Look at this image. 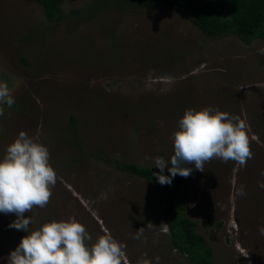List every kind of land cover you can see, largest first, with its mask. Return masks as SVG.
Returning a JSON list of instances; mask_svg holds the SVG:
<instances>
[{"label":"rangeland","instance_id":"obj_1","mask_svg":"<svg viewBox=\"0 0 264 264\" xmlns=\"http://www.w3.org/2000/svg\"><path fill=\"white\" fill-rule=\"evenodd\" d=\"M93 0H64L68 16ZM0 82L15 99L0 116V158L24 131L44 144L58 179L29 232L70 216L94 243L105 230L127 245V264L146 254L160 264H191L170 245L157 184L116 163L160 169L188 108H219L249 125L253 158L240 168L212 159L184 179L185 215L217 264H264V40L205 37L186 17L165 10H106L45 20L37 0H0ZM169 163L164 172L169 174ZM244 186L245 195L236 190ZM0 213V264L28 233ZM142 228L139 238L138 230ZM246 256V257H245Z\"/></svg>","mask_w":264,"mask_h":264},{"label":"clouds","instance_id":"obj_2","mask_svg":"<svg viewBox=\"0 0 264 264\" xmlns=\"http://www.w3.org/2000/svg\"><path fill=\"white\" fill-rule=\"evenodd\" d=\"M14 103L7 82H0V116L4 115L2 105L11 108ZM250 132L245 120L219 108H188L173 133V154L168 159L156 157L154 166L160 172L152 175L161 185H170L177 174L191 175L192 168L184 165H194L203 172L206 163L220 159L225 163L233 161L243 168L253 158ZM169 163L171 175H164ZM57 179L48 148L26 132H19L0 158V213L15 214L16 219L9 227L28 234L10 252L8 264H127L125 243L116 240L108 230L94 243H88L92 236L75 216L46 222L29 232L32 218L24 214L48 205ZM259 186L264 188V183ZM236 194L245 195L243 185ZM259 232L264 235V226ZM141 233L142 228L134 238L138 239ZM137 264H160V258L155 257L153 261L145 254Z\"/></svg>","mask_w":264,"mask_h":264},{"label":"trees","instance_id":"obj_3","mask_svg":"<svg viewBox=\"0 0 264 264\" xmlns=\"http://www.w3.org/2000/svg\"><path fill=\"white\" fill-rule=\"evenodd\" d=\"M64 0H37L45 20L59 24L68 16L93 17L106 10H165L186 17L209 39L234 35L249 46L256 39L264 40V0H93L83 10L68 14L62 10ZM117 170L130 176L151 181L167 195L165 216L172 248L191 264H217L204 237L197 233L196 223L185 215L184 179L172 178L161 185L152 175L160 171L134 164L116 163ZM164 175H169L163 173Z\"/></svg>","mask_w":264,"mask_h":264}]
</instances>
